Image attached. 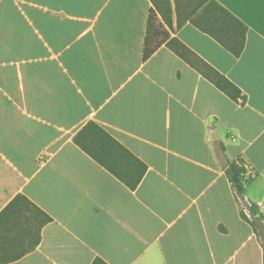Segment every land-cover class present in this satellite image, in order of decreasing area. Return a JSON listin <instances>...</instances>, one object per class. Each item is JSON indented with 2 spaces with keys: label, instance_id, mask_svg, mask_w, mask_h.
Wrapping results in <instances>:
<instances>
[{
  "label": "crops",
  "instance_id": "1",
  "mask_svg": "<svg viewBox=\"0 0 264 264\" xmlns=\"http://www.w3.org/2000/svg\"><path fill=\"white\" fill-rule=\"evenodd\" d=\"M214 1L247 27L238 57L171 36L236 99L165 45L143 61L150 0H0V262L263 264L226 170L264 225V0ZM88 122L146 166L135 190L75 145Z\"/></svg>",
  "mask_w": 264,
  "mask_h": 264
},
{
  "label": "trees",
  "instance_id": "2",
  "mask_svg": "<svg viewBox=\"0 0 264 264\" xmlns=\"http://www.w3.org/2000/svg\"><path fill=\"white\" fill-rule=\"evenodd\" d=\"M150 9L143 45V61L149 59L161 46L165 45L192 68L201 73L218 89L233 99L240 91L225 77L190 51L178 38L172 37L174 28H181L189 22L201 32L209 35L234 56L238 57L245 46L247 27L228 10L214 0H150ZM73 142L97 164L107 170L131 190H135L143 180L146 166L119 142L112 138L95 122H88L73 138ZM226 175L231 182L241 204L244 198L246 168L244 161L238 160L228 165ZM24 199L19 197L17 200ZM25 200V199H24ZM40 217V228L52 219L28 202ZM14 207L9 206L2 215ZM251 218L243 213L241 217L249 222L263 248L264 225L262 216L255 205L250 204ZM2 217V216H1ZM8 261H1L6 264ZM93 264H106L96 259ZM264 264V261H263Z\"/></svg>",
  "mask_w": 264,
  "mask_h": 264
},
{
  "label": "snow or ice",
  "instance_id": "3",
  "mask_svg": "<svg viewBox=\"0 0 264 264\" xmlns=\"http://www.w3.org/2000/svg\"><path fill=\"white\" fill-rule=\"evenodd\" d=\"M251 35H253L254 39L264 40V29H261L258 35L256 34V30L254 29ZM262 88H264V83H262Z\"/></svg>",
  "mask_w": 264,
  "mask_h": 264
},
{
  "label": "built area",
  "instance_id": "4",
  "mask_svg": "<svg viewBox=\"0 0 264 264\" xmlns=\"http://www.w3.org/2000/svg\"><path fill=\"white\" fill-rule=\"evenodd\" d=\"M247 182H245V184H246ZM249 206H250V203H248V202H246L245 204L244 203H242V211H243V213L247 216V218H251L252 216H251V214H250V212H249Z\"/></svg>",
  "mask_w": 264,
  "mask_h": 264
}]
</instances>
